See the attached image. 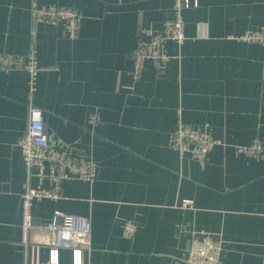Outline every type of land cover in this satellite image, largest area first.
Segmentation results:
<instances>
[{
    "label": "crops",
    "instance_id": "1",
    "mask_svg": "<svg viewBox=\"0 0 264 264\" xmlns=\"http://www.w3.org/2000/svg\"><path fill=\"white\" fill-rule=\"evenodd\" d=\"M173 4L0 0V54L36 50L33 99L55 148L98 163L93 183L66 180L60 199L35 201L33 223L46 225L56 209L90 218L83 264H187L193 231L223 239L221 264H264V155L235 149L255 139L264 145V46L239 39L264 27V0H199L184 11L185 43L167 42L163 72L148 59L135 80L132 53L144 30H165ZM35 5L76 9L78 37H66L60 23L33 22ZM29 97L25 70H0V264H25L26 168L17 143ZM93 114L99 123L89 121ZM179 120L208 124L219 142L205 165L170 147ZM184 199L194 207L183 209ZM127 221L136 225L132 237L123 232ZM29 236L47 262L46 233L36 228ZM59 264H75L72 250L60 249Z\"/></svg>",
    "mask_w": 264,
    "mask_h": 264
},
{
    "label": "built area",
    "instance_id": "2",
    "mask_svg": "<svg viewBox=\"0 0 264 264\" xmlns=\"http://www.w3.org/2000/svg\"><path fill=\"white\" fill-rule=\"evenodd\" d=\"M199 0H174V18L169 21L163 32L144 30L138 46L132 53L135 80L139 79L145 62L151 59L158 72H163L170 59L166 50L169 41L181 47L186 39L184 11L197 7ZM33 22L62 24L66 37L75 39L79 35L82 15L71 7H40L32 8ZM239 39L245 43H258L264 46V27L246 31ZM23 69L28 74L30 97L28 102V127L18 140V147L26 168L25 191L22 193V242L25 245V264H59L60 249H70L74 255L75 264H83L82 253L92 247V222L85 216L54 210L50 221L44 226L33 223L32 206L35 201L42 199L58 200L62 197L61 184L66 180L78 179L93 183L98 175V163L95 159L72 157L65 150L55 148V142L49 136L44 110L34 103V92L40 72L37 53L32 48L26 56L0 54V70ZM89 121L93 124L100 122L98 114L91 115ZM219 142L214 138L209 125L195 126L179 120L176 129L170 134V147L176 150L181 158L195 160L205 165L209 152ZM237 153L260 159L264 155V145L255 139L249 145H236ZM38 184L33 185V179ZM48 179L50 187H44ZM183 209H192L194 201L184 199ZM40 229L46 233L44 244L49 248V260L41 261L38 242L30 241V231ZM136 230L133 221L123 225L126 237H132ZM223 239L201 231H193L190 237L187 264H221Z\"/></svg>",
    "mask_w": 264,
    "mask_h": 264
}]
</instances>
